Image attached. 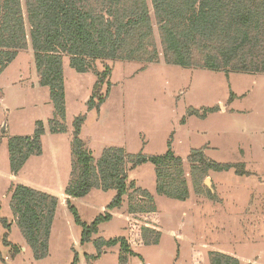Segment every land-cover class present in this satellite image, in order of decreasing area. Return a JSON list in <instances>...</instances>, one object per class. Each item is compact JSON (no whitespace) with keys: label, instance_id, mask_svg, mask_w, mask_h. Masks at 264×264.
Returning <instances> with one entry per match:
<instances>
[{"label":"rangeland","instance_id":"rangeland-1","mask_svg":"<svg viewBox=\"0 0 264 264\" xmlns=\"http://www.w3.org/2000/svg\"><path fill=\"white\" fill-rule=\"evenodd\" d=\"M152 20L158 61L96 59L87 72H78L64 55L67 117L66 131L59 133L50 132L54 105L49 87L40 85L26 22L28 47L0 75V212L11 223L10 229L0 223V264H71L76 252L79 264H196L200 256L211 264L212 250L233 255L241 264H264V72L227 73L168 64L154 14ZM106 65L111 68L109 97L99 112L89 111L87 102ZM78 114L87 116L81 134L96 159L105 147L116 145L131 154L161 155L171 140L173 150L184 160L190 190L186 201L159 194L155 166L147 162L130 173L129 182L152 193L156 221L151 222V215L130 214L125 195L122 206L111 212L112 219L99 224L92 241L100 236L129 240L135 255H129L125 263L119 260V243L104 246L98 259L89 258L97 255L96 247L92 241L81 244L82 228L67 205L64 189L73 173L72 130ZM39 120L45 123L41 156H31L17 175L11 174L9 139L32 134ZM192 149L204 150L217 162L234 163L246 173L238 174L234 168L210 170L208 176L198 177L196 187L188 161ZM17 184L59 198L50 253L44 259L34 258L11 211ZM115 195V190L94 189L72 202L82 220L91 223L109 211L107 205ZM133 224L160 230L159 243L133 244L132 231L137 232Z\"/></svg>","mask_w":264,"mask_h":264},{"label":"trees","instance_id":"trees-1","mask_svg":"<svg viewBox=\"0 0 264 264\" xmlns=\"http://www.w3.org/2000/svg\"><path fill=\"white\" fill-rule=\"evenodd\" d=\"M24 5L22 0H0V75L20 50L28 47L27 22L40 85L49 87L54 105V118L49 120L52 133L66 131L64 55L69 56L70 66L78 72H87L96 59L158 61L160 52L152 14L168 64L227 73L264 72V0H24ZM110 74L111 68L106 65L87 102L89 111L99 112L109 97ZM86 119V114H78L73 122V173L64 189L68 208L75 223L82 228L81 244L91 242L93 235L99 233V224L112 219L111 212L122 206L125 195L129 196L130 214L151 215V222L156 221L157 207L152 193L129 182L130 173L139 165L150 162L155 166L159 194L181 201L190 197L184 160L173 150L171 140L167 152L161 155L131 154L123 146L116 145L105 147L96 159L81 134ZM44 133L45 123L39 120L32 134L9 139L11 174L17 175L31 156H41ZM188 161L196 176V187L200 184L198 177L208 176L210 170L223 172L234 168L238 174L246 173L234 163L209 159L202 149H192ZM129 188L134 192L129 193ZM94 189L115 190L116 195L107 205L109 211L106 214H99L87 223L82 220L72 199L85 197ZM12 192L10 208L17 225L32 248L34 258L44 259L50 253L49 242L59 198L26 184H17ZM0 223L5 229L11 227L1 212ZM132 226L137 229V232L132 231L133 244L159 243L160 230L139 224ZM92 242L97 255H88L89 258L98 259L104 246L118 243L121 262L125 263L129 255H135L124 236L111 239L100 236ZM196 262L205 264L201 256ZM209 262L241 264L237 257L217 250L209 252ZM71 264H79L77 252Z\"/></svg>","mask_w":264,"mask_h":264},{"label":"water","instance_id":"water-1","mask_svg":"<svg viewBox=\"0 0 264 264\" xmlns=\"http://www.w3.org/2000/svg\"><path fill=\"white\" fill-rule=\"evenodd\" d=\"M207 182H209V179H207Z\"/></svg>","mask_w":264,"mask_h":264},{"label":"crops","instance_id":"crops-1","mask_svg":"<svg viewBox=\"0 0 264 264\" xmlns=\"http://www.w3.org/2000/svg\"><path fill=\"white\" fill-rule=\"evenodd\" d=\"M255 264V263H254Z\"/></svg>","mask_w":264,"mask_h":264}]
</instances>
